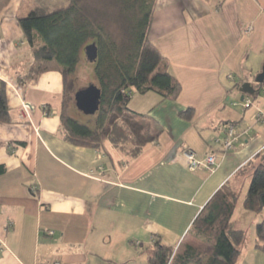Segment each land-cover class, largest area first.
Listing matches in <instances>:
<instances>
[{"label": "crops", "instance_id": "crops-1", "mask_svg": "<svg viewBox=\"0 0 264 264\" xmlns=\"http://www.w3.org/2000/svg\"><path fill=\"white\" fill-rule=\"evenodd\" d=\"M190 1L161 0V29H149L181 91L164 100L141 94L151 101L141 111L163 131L128 160L109 140L98 150L65 138L61 73L23 79L32 58L17 18L37 3L0 0V79L10 113L0 122V264L149 263L142 250L153 238L172 248L183 242L225 183L238 196L227 227L247 234L235 264H264L255 246L263 215L242 207L264 156V87L253 99L237 85H253L264 63V0ZM187 108L190 118L180 115ZM227 124L238 136L223 150L216 139ZM185 149L198 158L214 153L215 168L188 169Z\"/></svg>", "mask_w": 264, "mask_h": 264}, {"label": "trees", "instance_id": "trees-1", "mask_svg": "<svg viewBox=\"0 0 264 264\" xmlns=\"http://www.w3.org/2000/svg\"><path fill=\"white\" fill-rule=\"evenodd\" d=\"M34 1L37 6L17 18L32 58L24 82L36 79L49 69L58 70L64 84L60 118L65 138L73 144L98 150L104 140H109L126 159L137 157L147 144L156 142L163 128L150 110L136 111L129 107L132 91L151 92L161 100L175 99L181 91L179 81L149 38L156 0H117L124 26L119 36L105 28L82 0ZM88 44L96 47V59L92 62L100 89L98 110L91 123L81 122L70 113L69 105L75 109L76 106L74 95L67 88L79 60L86 56L84 48ZM253 86L255 92L246 95L254 99L264 83ZM5 91L6 83L0 79V122L10 121ZM180 115L190 118L192 109L187 108ZM4 172L5 166L0 164V175ZM237 200V194L223 184L189 229L208 244L209 252L206 254L188 245L173 257L171 264H235L244 232L228 229L227 224ZM242 207L263 215L255 226V246L264 250V156H259L253 165ZM171 252L172 246L159 237L153 238L151 246L142 250L150 264H168Z\"/></svg>", "mask_w": 264, "mask_h": 264}, {"label": "rangeland", "instance_id": "rangeland-1", "mask_svg": "<svg viewBox=\"0 0 264 264\" xmlns=\"http://www.w3.org/2000/svg\"><path fill=\"white\" fill-rule=\"evenodd\" d=\"M83 4L86 8H88L97 18L98 21L105 26L107 29H111L112 32H114L117 36L121 35L122 33V22L121 19L123 17L121 12V5L120 2L117 0H82ZM186 1V0H184ZM193 1V0H192ZM189 2H191L189 0ZM24 3V2H23ZM156 8V12L153 13L152 27L156 29H161V0H156L154 9ZM154 11V10H153ZM159 25V26H158ZM151 27V26H150ZM94 63L92 61H89L86 56H82V58L79 60L75 71L72 76V80H68L67 88H70L72 94L84 87H87L91 84H97V79L95 77V73L93 70ZM132 96H137L136 98H139V101L137 103L134 100V102L129 105L132 109L136 111H141V107L148 106L151 102L144 100L141 97L140 93H137L136 91H132ZM73 116L76 117L81 122L85 123H91L94 115H86L79 111L77 108L74 109ZM247 240V234L245 235L244 241ZM193 246L197 248L200 252L208 253L209 252V246L207 243L203 242L198 236L195 235L194 232H189L187 237L183 242H179L174 248H172V252L168 261V264H171L173 257L176 254L182 253L186 246ZM146 258V257H145ZM145 264H149L145 262Z\"/></svg>", "mask_w": 264, "mask_h": 264}, {"label": "water", "instance_id": "water-1", "mask_svg": "<svg viewBox=\"0 0 264 264\" xmlns=\"http://www.w3.org/2000/svg\"><path fill=\"white\" fill-rule=\"evenodd\" d=\"M84 49L86 58L89 61H94L96 59V47L93 44H88ZM254 83H264V63L261 71L255 76ZM255 90L254 86L249 82H243L239 87L241 93L248 95H252ZM99 99L100 89L95 84L81 88L74 93L76 108L86 115H92L98 110Z\"/></svg>", "mask_w": 264, "mask_h": 264}, {"label": "built area", "instance_id": "built-area-1", "mask_svg": "<svg viewBox=\"0 0 264 264\" xmlns=\"http://www.w3.org/2000/svg\"><path fill=\"white\" fill-rule=\"evenodd\" d=\"M250 104H251V100L249 98L245 99L244 106L248 107L250 106ZM237 136L238 135L235 131V127L232 124H227L224 128L223 137L220 140L219 139H216V140L220 141L223 150H229L233 147ZM183 155L187 159V167L190 170H193L201 166L209 170H213L215 168L216 163H215L214 153L207 154L204 157L198 158L193 150L185 149L183 151Z\"/></svg>", "mask_w": 264, "mask_h": 264}]
</instances>
